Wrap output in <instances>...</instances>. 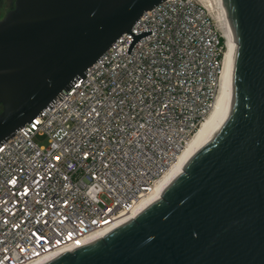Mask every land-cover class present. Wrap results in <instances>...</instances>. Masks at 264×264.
<instances>
[{"label": "built area", "instance_id": "built-area-1", "mask_svg": "<svg viewBox=\"0 0 264 264\" xmlns=\"http://www.w3.org/2000/svg\"><path fill=\"white\" fill-rule=\"evenodd\" d=\"M218 12V0H166L145 12L131 32L152 35L130 55L131 35L119 37L0 146V264L84 246L151 193L216 100Z\"/></svg>", "mask_w": 264, "mask_h": 264}, {"label": "water", "instance_id": "water-1", "mask_svg": "<svg viewBox=\"0 0 264 264\" xmlns=\"http://www.w3.org/2000/svg\"><path fill=\"white\" fill-rule=\"evenodd\" d=\"M166 0H15L0 21V146ZM236 44L217 116L160 198L38 264H264V0H220ZM62 254V255H60ZM60 255V256H58ZM58 256V257H57Z\"/></svg>", "mask_w": 264, "mask_h": 264}, {"label": "bare ground", "instance_id": "bare-ground-1", "mask_svg": "<svg viewBox=\"0 0 264 264\" xmlns=\"http://www.w3.org/2000/svg\"><path fill=\"white\" fill-rule=\"evenodd\" d=\"M218 1H219L218 18L221 21L223 36H224V39H225V51H224V56H223V61H222V70H221V76H220V81H219V90H218V94H217L216 100L214 102V105H213L210 113L202 121V123L199 126V128L197 129V131L194 133V135L191 137V139L187 142L185 147L181 150V152L179 153L178 157L173 162L171 167L161 176V178L155 184V186H154L153 190L151 191V193L147 197H145V198L141 199L140 201H138L136 203V205L133 207V209L130 212H128L127 214H125L120 219V221L118 223H116L115 225L125 221L127 218H130L133 221L134 220L133 217H135V215L139 211H141L144 207H146L148 204L153 202L156 198H160L161 195L159 193L166 186L167 182L175 174H177L179 171H181V172L183 171V169L181 168V164L184 161V159L186 158L187 154L192 156V154L190 153V150L194 147V145L197 143V141L200 139V137L204 138L208 142L210 141L206 136L203 135L204 131L209 126V124L217 116H219L222 119H224V116L218 114L217 111L220 108L222 99L225 96V94L230 95V96L232 95V93L226 92V89H227V86H228L229 79L231 77V72H232L231 68L233 66V58H234V53H235V50H236V44H235V42L232 39V35H231V32H230V30H229V28L227 26L226 21H225L224 14L221 11L220 0H218ZM112 228H110V229H112ZM109 230H106V231H104V232H102L100 234H97V235L93 236V238L90 239L88 241V243L96 240L97 237L102 239V235L105 234ZM42 261H44V260H40V261L38 260V261H35L33 263H30V264H38V263H40Z\"/></svg>", "mask_w": 264, "mask_h": 264}, {"label": "flooded vegetation", "instance_id": "flooded-vegetation-1", "mask_svg": "<svg viewBox=\"0 0 264 264\" xmlns=\"http://www.w3.org/2000/svg\"><path fill=\"white\" fill-rule=\"evenodd\" d=\"M15 0H0V21L13 8Z\"/></svg>", "mask_w": 264, "mask_h": 264}, {"label": "rangeland", "instance_id": "rangeland-1", "mask_svg": "<svg viewBox=\"0 0 264 264\" xmlns=\"http://www.w3.org/2000/svg\"><path fill=\"white\" fill-rule=\"evenodd\" d=\"M38 140H40V139H38Z\"/></svg>", "mask_w": 264, "mask_h": 264}]
</instances>
